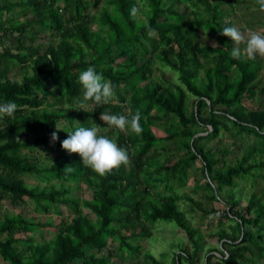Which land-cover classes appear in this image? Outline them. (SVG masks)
I'll list each match as a JSON object with an SVG mask.
<instances>
[{"label":"trees","instance_id":"obj_1","mask_svg":"<svg viewBox=\"0 0 264 264\" xmlns=\"http://www.w3.org/2000/svg\"><path fill=\"white\" fill-rule=\"evenodd\" d=\"M226 1L0 0V103L18 106L12 117L0 119V204L31 201L37 213L59 218L64 208L70 210L60 225L5 215L4 262L124 264L128 257L140 259L142 242L152 236L149 224L158 221L175 222L192 245L193 252L182 250L176 263L199 262L203 235L179 205H197L181 191L199 164L209 200L224 202L225 220L233 223V232L213 234L221 249H209L205 264H264V191L253 193L244 208L237 190L221 196L239 181L256 184L264 178V101L259 107L252 103L264 96L258 82L263 63L259 57H231L233 42L220 34L235 26L232 0L228 9ZM15 10L23 20L10 17ZM201 32L214 36L217 47L202 40ZM89 66L111 81L114 96L83 111L77 79ZM15 68L26 70L21 80L10 77ZM129 110L141 114L142 133L108 128L106 134L127 150L126 165L100 176L78 154L62 149L79 126L94 123L104 132L102 112L129 115ZM164 124L170 126L160 133ZM217 140L221 146L208 148ZM52 148L59 154L50 165L32 154ZM66 165L74 171L66 173ZM31 176L46 185H29L25 177ZM83 185L90 199L77 196ZM143 257L142 264H162L152 255Z\"/></svg>","mask_w":264,"mask_h":264},{"label":"rangeland","instance_id":"obj_2","mask_svg":"<svg viewBox=\"0 0 264 264\" xmlns=\"http://www.w3.org/2000/svg\"><path fill=\"white\" fill-rule=\"evenodd\" d=\"M100 4L97 5L93 12H96L100 8ZM182 13H186V6L180 5L179 6ZM188 13V12H187ZM10 17H15L17 19H24L17 10H15ZM232 19V18H231ZM201 36L203 37L202 40H205L207 44L217 46V40L211 34H204L201 32ZM241 47V46H240ZM243 48V46L241 47ZM0 51H2V46H0ZM121 62V61H119ZM155 69L157 65H154ZM26 70H22L21 68H15L11 73L10 77L12 79L21 80L23 74ZM264 96H259L257 98L258 101H261ZM90 103V102H89ZM258 105H253V107H259ZM95 107V104H91L87 107L84 111H92ZM64 109H69L70 106L65 105L63 106ZM165 125V124H164ZM160 125L158 131L160 133H165L166 129L170 125ZM61 127V126H60ZM171 128V127H170ZM101 131L100 134H107L109 129ZM227 135V134H226ZM31 138H34V135H30ZM226 143L231 144L232 139H225ZM222 143L217 141H211L208 143V148H215L221 146ZM25 153H29L28 150H24ZM34 156L38 155L41 164H52L57 160L58 152L53 148L51 150L40 149L35 153H32ZM32 154H29L33 156ZM241 157V155L237 154L236 158ZM231 158V157H230ZM234 159V158H233ZM51 161V162H50ZM233 161V160H232ZM201 166L196 164L195 168L189 174V181L187 185L182 189V193H186L187 195L191 196L194 201H196L197 205H190L189 202L180 201V209L185 213L186 218L189 220L192 226L197 228L200 233L203 235L204 239V247L202 251L198 255L199 262L195 264H205L207 251L212 248H219L221 249V242L218 236L220 235L221 230H226L228 232H233V228L230 227L233 223L225 220V211L228 209L226 204L222 201L211 202L209 200L210 193L205 189V182L204 176L200 170ZM264 175V172L262 173ZM25 181L31 185L36 186L41 184L45 186V183H41L37 180L34 176L25 177ZM198 181V183H197ZM56 183V182H54ZM59 187V185H58ZM238 191L239 196L241 197V207L244 208L247 206L249 199L253 195V193H257L260 195L264 191V178L259 177L257 179V183L253 184L252 180L249 181H239V185L236 189H226L222 192L221 196L223 198H228V195L233 191ZM240 191V192H239ZM77 196L80 199H90L91 198V191L87 188L86 185H83L81 188L76 190ZM212 209L215 212H210ZM210 210V211H209ZM205 211H208V214H205ZM13 214H21L26 217L27 220L31 222H39L49 221L52 222L54 225H60L63 219L69 218L70 210L64 208V216L58 217L56 215H45L39 214L35 211L34 204L31 201H27L26 203L22 204L19 207H13L10 204L3 201L0 204V220H3L5 215H13ZM222 223L224 225H222ZM152 236L142 242V253L143 255L149 254L152 255L159 263L162 264H178L176 263L175 258L177 254L181 253L182 250L193 252V248L191 243L188 241L186 236L184 235L183 231L178 228L175 222H164L158 221L156 224L151 225ZM56 229H52L51 231H55ZM213 235V237H211ZM237 235V234H236ZM45 237L50 239L52 237V233L50 231H45ZM143 255L140 256L139 260L130 259L129 257L124 260V264H142L144 261ZM219 257V255L217 254ZM177 259V258H176ZM150 264H153L149 262ZM182 264H188L184 259H182ZM0 264H7L0 258Z\"/></svg>","mask_w":264,"mask_h":264},{"label":"clouds","instance_id":"obj_3","mask_svg":"<svg viewBox=\"0 0 264 264\" xmlns=\"http://www.w3.org/2000/svg\"><path fill=\"white\" fill-rule=\"evenodd\" d=\"M258 6L253 10L264 13V0H255ZM138 9L133 6L131 15L135 16ZM220 34L228 37L233 42L231 57L239 59L242 55L253 59L257 55L264 57V34L249 29L242 33L236 26L224 27ZM244 45L243 48L240 45ZM213 47H217L213 44ZM77 83L81 86L82 100L79 101L81 110H85L91 104L105 105L111 102L114 91L110 80H107L101 73L96 71L94 66L87 67L79 74ZM90 102V103H89ZM17 104L14 102L0 103V119L12 117L17 111ZM100 119L107 124V128H114L120 132L132 131L139 135L143 129L140 124L141 114L137 111L129 115H110L101 113ZM79 124V122H77ZM100 127L92 123L91 127L79 126L73 132H69L67 138L62 141L61 147L69 154H78L83 166L91 169L100 176L110 173L113 169L128 163V152L125 148L118 146L116 139H110L102 135ZM58 139L57 133L51 134V140ZM51 162V161H50ZM66 173H71L74 168L65 166Z\"/></svg>","mask_w":264,"mask_h":264},{"label":"crops","instance_id":"obj_4","mask_svg":"<svg viewBox=\"0 0 264 264\" xmlns=\"http://www.w3.org/2000/svg\"><path fill=\"white\" fill-rule=\"evenodd\" d=\"M234 7V19L235 26L242 32L246 33L249 29L255 30L264 34V13L259 12L258 10L254 11V8L258 6L255 4V0H232ZM225 9H228V0L223 4ZM241 47L244 45H240ZM256 57L261 58L262 60V71L259 77V86L264 88V57L257 55ZM258 98V97H257ZM254 99L252 101L253 105H260L263 103L264 98L261 101Z\"/></svg>","mask_w":264,"mask_h":264}]
</instances>
